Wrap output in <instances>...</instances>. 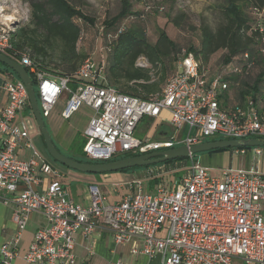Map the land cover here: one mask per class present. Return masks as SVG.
<instances>
[{"label": "built area", "instance_id": "built-area-1", "mask_svg": "<svg viewBox=\"0 0 264 264\" xmlns=\"http://www.w3.org/2000/svg\"><path fill=\"white\" fill-rule=\"evenodd\" d=\"M5 18L0 17V52H8L34 76L42 116L49 115L63 92L68 94L63 118L82 105L94 111L82 148L90 160L104 162L124 153L189 146L208 137L264 139V121L251 102L244 108L220 109L217 94L226 84L220 76L208 77L191 52L183 54L178 72L150 100L101 85L102 66L90 56L74 74L82 82L71 87L69 76L47 77L28 52L15 46V29ZM1 88L6 102L0 107V200L12 205L16 228L11 242L0 248L1 264H14L21 233L36 211L46 224L35 231L22 256L24 264H75L74 235L88 237L100 225L116 245L138 239L140 245L133 244L131 253L148 260L160 256V264H233L235 258L244 264H264V173L258 165L238 171L219 169V175H211L191 159L177 180L164 182L153 170L147 177L130 180L113 203L91 185L89 203L83 206L57 180L40 190L41 175L58 176L60 171L30 141L33 120L20 115L29 105L23 82L5 72ZM162 112L168 113V119ZM144 117L167 120L174 133L160 140L136 137L135 129ZM22 148L31 151L28 158L20 157ZM253 149L261 154V148ZM157 177L151 193L149 181Z\"/></svg>", "mask_w": 264, "mask_h": 264}, {"label": "trees", "instance_id": "trees-1", "mask_svg": "<svg viewBox=\"0 0 264 264\" xmlns=\"http://www.w3.org/2000/svg\"><path fill=\"white\" fill-rule=\"evenodd\" d=\"M130 0H121L120 12L104 21V47L107 49L102 66L101 85L113 87L120 93L137 96L150 100L159 94L167 80L179 70L178 61L189 52L193 53L200 63V58L205 59L208 54L224 50L221 63L222 68L212 76H220L226 88L217 94L220 109L230 110L236 107L244 108L250 102L264 121V0H222L219 6L221 22L213 29L207 24L199 26L200 43L196 46L189 45L182 48L168 33L158 28V36L150 41L143 27L142 14L132 11ZM31 21L35 24L33 29L18 28L13 33L14 44L22 49L28 41L34 51L32 58L37 68L49 78L69 76L70 86L81 83L74 74L80 64L89 56L77 51L76 45L81 35V28L74 23V19H81L85 23L94 24V18L84 14L79 8L70 4L68 0H30ZM134 16L128 25L124 21ZM181 18H175L173 24L180 26ZM43 30L38 35L36 31ZM18 37V39H16ZM56 44L60 47L53 64L46 63V50ZM139 57H144L149 67L136 65ZM4 71L17 75L6 65L0 63ZM237 66L240 70L234 72ZM257 72L252 77L254 69ZM28 71V70H27ZM29 72V71H28ZM36 98L39 103L37 84L32 74ZM208 76V75H207ZM211 77V76H210ZM236 100V101H234ZM30 111V107L28 105ZM217 140V139H214ZM209 141V140H205ZM83 144L77 149L76 156L70 158L85 163H95L88 159L83 151ZM255 148V147H251ZM249 147L229 149H216L208 153L224 150H244ZM139 155V153H124L110 160ZM200 154L191 158H178L158 164L142 167H132L117 172H141L153 166L166 165L168 167L198 160ZM179 172H185L182 169ZM178 173V172H177ZM181 176V175H180ZM153 178L149 185L153 186L158 181Z\"/></svg>", "mask_w": 264, "mask_h": 264}, {"label": "rangeland", "instance_id": "rangeland-1", "mask_svg": "<svg viewBox=\"0 0 264 264\" xmlns=\"http://www.w3.org/2000/svg\"><path fill=\"white\" fill-rule=\"evenodd\" d=\"M70 4L79 8L84 14L94 18V24H88L81 19H74V23L81 28V35L77 42L76 48L79 53L90 56L96 63L103 62L106 57L107 49L104 47V21L116 16L121 10V0H68ZM132 11L142 14L143 27L147 38L153 41L158 36V28L165 30L168 35L174 39L179 46L186 48L189 45L199 47L201 24H207L211 28H215L221 22V13L219 6L222 0H130ZM11 14L13 20H10V26L17 30L18 28L33 29L35 24L31 21V6L30 0H0V17H5L6 14ZM4 14V15H3ZM181 18L180 26L176 27L173 24L175 18ZM131 20H135L134 16L129 17L124 21V26L128 25ZM38 35L43 34V30L36 31ZM18 39V37H16ZM22 49L28 52L32 57L34 51L28 41H25ZM60 47L53 44L46 50V63L53 64L58 55ZM4 54L11 56L8 52ZM224 50H218L215 53L208 54L203 59L200 58L202 63L201 67L207 70L208 77L216 74L222 68V55ZM15 59V58H13ZM137 66L149 67L148 62L144 57H139L136 61ZM0 66H2L0 64ZM257 72L255 68L251 75L252 77ZM68 98L67 92H63L57 104L55 105L54 112H59L64 107L66 99ZM236 101V100H234ZM91 111L82 105L75 111L70 118L65 119L70 125L81 130L89 118ZM32 116V114H31ZM33 117V116H32ZM34 121V119H33ZM46 121V119H45ZM35 122V121H34ZM170 134L174 133V127L169 122H162ZM157 119L144 117L135 129V136L142 140H155L160 128L157 129ZM39 132L36 123L35 129ZM155 130V131H154ZM183 136L187 134V128L182 131ZM195 131L193 130L192 133ZM73 138L71 148L78 149L82 144L84 145V138L81 131ZM40 134V132H39ZM41 136V135H40ZM215 137H208L202 139L214 140ZM83 148V147H82ZM262 153L257 155L253 148L247 149L246 153H232L231 150H224L221 152H203L200 153V163L209 169L211 175H219V169H230L233 171L242 170L246 164L252 163L253 165L259 163L261 170L264 172V147H261ZM67 155L68 152H62ZM53 162V161H52ZM55 163V162H53ZM59 165V163H55ZM190 161L175 164L170 167L166 165L153 166L141 172H136L135 178L147 177L149 170L154 171V175H158L162 181L166 182L168 179L177 180L183 175L184 172H179L182 169H187ZM178 172V173H177ZM181 175V176H180ZM151 193H155L154 186L150 188ZM109 194H105L107 198ZM111 195V194H110ZM110 196L107 198L109 200Z\"/></svg>", "mask_w": 264, "mask_h": 264}, {"label": "crops", "instance_id": "crops-1", "mask_svg": "<svg viewBox=\"0 0 264 264\" xmlns=\"http://www.w3.org/2000/svg\"><path fill=\"white\" fill-rule=\"evenodd\" d=\"M3 73H5L4 67L0 66V107L3 106L6 102V94L1 88ZM55 105L53 106L49 115L44 117V120L46 119L45 124L51 134L55 146L61 152H68L66 156L74 157L77 154V150L71 148L73 138L77 134L76 132L81 131V134L85 140L84 131L88 125L90 118L93 116L94 111L89 106L84 105L91 111V114L86 120L83 128L81 130H78L76 127L70 125L65 120V118L62 117V111L64 107L59 112V114H56L54 112ZM30 114L31 112L29 111L28 107H25V109L20 113L21 117H30L33 120V117ZM161 116L164 117V119H168V113L166 112H162ZM166 121L167 120L160 121L159 119H157V128H161L159 133H157L155 140H160L170 134L166 127L162 126V122ZM34 129L35 122L33 121V129L30 135V141L33 147L44 159H46L60 171V174L58 176H54L51 174L41 175L43 180L40 186V190L47 188L50 182L57 180L61 183V185H63L68 193V196L75 203L86 206L89 203V186L96 185L100 188L104 196L106 193L109 194L107 196H110V198L109 200L107 199L108 197L106 198L107 202L113 203L120 200L126 186L125 184L130 180L135 179L136 177V172L130 171L92 174L72 170L61 164L56 165V162L50 158L46 151L42 136H40L41 134H39V132H36ZM232 153H241V151L233 150ZM30 154L31 151L26 148H22L20 150V157L22 158H28ZM200 160L201 158L200 156H198V161L200 162ZM52 161L55 163H53ZM257 165L261 173H264L261 170V166L259 163H256L254 165L252 163H248L244 166L243 170L251 168L254 169ZM12 218V205H5L0 200V248L3 244L10 243L13 238L16 228ZM45 224L46 220L41 212L36 211L30 215L27 225L21 233L20 241L17 246L18 257L15 259L14 264H24L22 256L27 250L30 242L32 241L35 231ZM74 237V254L76 257L75 264H160V256H154L152 259L148 260V258L143 255H133L131 253L133 244L140 245V241L138 239H133V241L116 245L113 241L111 233L102 225L95 228L93 233L88 237H83L80 233H76ZM89 248H91V252L89 251ZM233 264L244 263L241 258H235Z\"/></svg>", "mask_w": 264, "mask_h": 264}, {"label": "water", "instance_id": "water-1", "mask_svg": "<svg viewBox=\"0 0 264 264\" xmlns=\"http://www.w3.org/2000/svg\"><path fill=\"white\" fill-rule=\"evenodd\" d=\"M0 63L11 69L17 75L18 79L25 85L31 114L42 136L46 151L50 158L53 161L72 170L92 174L112 173L132 167L150 166L178 158H191L193 155L216 149L264 147V139L260 138L241 140L217 139L192 144L189 146L182 145L162 151H154L110 161L95 163L79 162L66 156L55 146L51 134L45 124L44 117L41 114L40 106L36 98L33 80L26 68L15 59L1 52Z\"/></svg>", "mask_w": 264, "mask_h": 264}, {"label": "bare ground", "instance_id": "bare-ground-1", "mask_svg": "<svg viewBox=\"0 0 264 264\" xmlns=\"http://www.w3.org/2000/svg\"><path fill=\"white\" fill-rule=\"evenodd\" d=\"M4 20H6V21L13 20V16L10 13L9 14H6V18Z\"/></svg>", "mask_w": 264, "mask_h": 264}]
</instances>
